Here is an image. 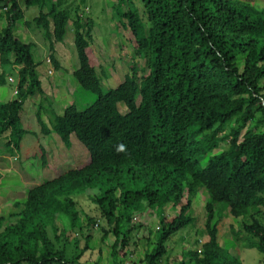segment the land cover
Wrapping results in <instances>:
<instances>
[{
  "label": "trees",
  "instance_id": "1",
  "mask_svg": "<svg viewBox=\"0 0 264 264\" xmlns=\"http://www.w3.org/2000/svg\"><path fill=\"white\" fill-rule=\"evenodd\" d=\"M87 1L0 0L7 23L0 30V85L14 83L17 97L0 102L5 150L27 160L19 153L34 132L23 127L25 104L41 97L39 152L29 160L46 166L41 139L54 133L67 149L75 135L90 154L87 166L29 189L24 202L14 203L17 211L0 218V264H83L101 221V243L113 238V264H126L140 246L135 216L157 211L158 229L146 228L141 264H170L168 244L193 223L192 203L201 190L209 197L206 241L184 251L179 264H243L220 247L217 226L224 215L241 220L245 247L264 256V8L253 0H140L145 22L138 8L129 10L132 0H116L134 63L122 84L104 90L106 74L99 76L89 56L94 22L84 16ZM23 8L38 15L25 21ZM19 21L35 25L51 52L73 29L79 66L71 72L97 102L85 111L69 105L63 115L45 107L49 97L38 72L44 61L36 62L33 43L16 37ZM47 63L54 64L49 74L61 68L53 54ZM42 112L51 116L49 126ZM169 205L177 215H165Z\"/></svg>",
  "mask_w": 264,
  "mask_h": 264
},
{
  "label": "rangeland",
  "instance_id": "2",
  "mask_svg": "<svg viewBox=\"0 0 264 264\" xmlns=\"http://www.w3.org/2000/svg\"><path fill=\"white\" fill-rule=\"evenodd\" d=\"M252 3L258 9L264 8V0H253ZM115 4L116 0H88L86 8L83 10L85 18L91 19L94 22L92 32L93 44L90 47L89 56L91 57L92 64L97 67L99 76L101 77L100 74L103 70L106 74L102 75V86L104 90L115 89L122 84L126 74L129 72L130 64L132 61L134 63L133 49L129 42L130 36L129 33L122 28L120 20L115 15ZM134 8H138L141 17L146 22V16L140 0H132V3L129 5V10ZM23 9L27 13L25 21L32 20V13L36 10ZM0 13H2L1 9ZM36 13L38 12L36 11ZM37 15L38 14H36V16ZM6 26L7 23L5 19L0 17V30ZM29 28L27 29V27H25L24 21H19L15 29V35L23 43L34 44L33 55L36 62L44 61L42 62L43 64H41L40 72L43 71V74L46 73L48 64H46V62L51 58L52 54L57 60L61 61L69 72V74L65 72V78H61L62 80L60 82L59 74L53 69L54 76H51L53 80L52 88L46 83V89H44L45 94L49 97L45 107L49 108L50 106L56 113L63 115V109L66 106L75 105L79 111H85L97 102L98 96L84 90L70 72L77 69L79 66L78 55L74 44L73 29H70L65 41L56 44L55 50L51 52L49 43L43 39L41 32L35 28V25L31 24ZM137 62L140 67H144V61L137 59ZM48 65H51V68H48L49 72L52 70L54 64L49 63ZM2 71L3 69L0 68V73ZM10 74L14 76L13 73L10 72ZM12 78L15 79V76ZM14 87L15 84L10 82H7L4 86L0 85V102H9L17 98L13 95ZM41 101L42 98L37 97L34 98V100H29L27 104H25L26 114L22 118L23 127L33 131L34 134L26 138L22 146V153H19L20 155L29 152L34 156L33 154L39 152L36 135L41 136L42 133L36 118V109ZM120 110L122 113L126 112V108L123 105H120ZM45 113L42 112L41 119L49 126V118L51 116L48 115L47 112ZM245 132L246 130L243 131V135ZM256 132H261V130L257 129ZM5 139L0 141V173L2 176L0 180V218L6 217L9 219V217L17 211L14 209V203L24 202L29 189L34 188L36 185H41L45 180H52L69 171L81 169L90 162V154L75 135H72L73 146L71 149H67L59 136L55 133L48 136L46 139H41V145L47 149L46 166L43 165L40 159H28L27 162H22L24 160H20L18 154L11 156L3 147L7 142V139ZM222 146L225 148L227 144L223 143ZM80 197L81 196L76 197V199ZM79 200L82 201V209L86 210L87 213H91L86 197L83 196ZM208 200V194L204 190H201L198 196L193 200V223L188 228L173 236L168 244L170 264H179L184 251L200 248L201 245L197 244L198 241L201 240V243L206 241L205 222L206 203ZM176 212L177 211L171 208V205L165 208L166 216L171 217L172 215H177ZM147 213L148 212H141V214L136 215L134 218L135 223L141 225L140 234L137 235V239H141L139 241L140 246L135 255L131 256L129 254V259L127 258L128 256L125 258L126 264H141V260L144 257L143 244L145 245L146 237H149L146 228H151L153 232L158 229V218L156 214L161 216L162 212L157 211L156 214L153 213L151 215H147ZM82 219L83 223L86 224V219L83 215ZM216 219H218V216ZM101 222L103 223V221ZM101 222L100 225H98L99 228L94 227V232H92L94 238L89 244L90 247L88 252H86L81 259L83 264H113L110 247L113 244V238L111 237L106 240L107 242L105 244L101 243ZM4 224H6V222ZM58 226L60 228L64 227L62 224H58ZM231 226L234 227L235 231H231ZM217 228L219 230V244L226 256L232 259L239 258L243 264H264V256L262 254L256 249L245 247L246 242L242 241V237L246 234L241 231L238 235V231L241 229V220L232 218L230 215H224V217L218 219ZM67 236L71 242L74 241L76 235L70 231ZM84 246L85 241L82 239L81 247L83 248ZM70 251L72 252V248H70Z\"/></svg>",
  "mask_w": 264,
  "mask_h": 264
},
{
  "label": "crops",
  "instance_id": "3",
  "mask_svg": "<svg viewBox=\"0 0 264 264\" xmlns=\"http://www.w3.org/2000/svg\"><path fill=\"white\" fill-rule=\"evenodd\" d=\"M32 9H34L35 10V8H32ZM38 12V11H37ZM29 13H32V12H29ZM36 14H38V13H36V11L35 12H33L32 13V15H34L33 17H36ZM26 15H27V13L25 12V18H26ZM27 25H25V27H26ZM28 29V28H27ZM44 39V38H43ZM47 57V56H46ZM57 60V59H56ZM58 62H59V64H60V70H58L56 73H58L59 74V81L61 82V78H65L64 77V74H65V72H67L68 74H69V72H68V70L65 68V66L61 63V61H59V60H57ZM46 64H47V62H46ZM0 67H1V63H0ZM40 67L41 66H39L38 67V72H40ZM48 68H51V65L49 66L48 64H47V69H46V73L45 74H43V71L42 72H40V80H41V82H42V87H43V89H46L45 87H46V83L48 84V86H50V88H52L51 86H52V83H53V80H52V78H51V76H54V73H52V74H49V73H47L48 72ZM71 72V71H70ZM72 73V72H71ZM49 88V89H50ZM13 95H14V93H13ZM53 96V95H52ZM67 107V106H66ZM65 107V108H66ZM65 108L63 109V113H64V111H65ZM57 115H59L58 113H56ZM52 135V134H51ZM5 138V137H4ZM6 140V139H5ZM5 145V144H4ZM4 145H3V147H4ZM5 148V147H4ZM45 148V147H44ZM45 150H46V152H47V149L45 148ZM3 153H4V151H3ZM15 156V155H14ZM24 158H27V160L25 161V162H27L28 161V159H30L31 157H32V154H30L29 152H26V154L23 156ZM16 158V157H15Z\"/></svg>",
  "mask_w": 264,
  "mask_h": 264
},
{
  "label": "clouds",
  "instance_id": "4",
  "mask_svg": "<svg viewBox=\"0 0 264 264\" xmlns=\"http://www.w3.org/2000/svg\"><path fill=\"white\" fill-rule=\"evenodd\" d=\"M125 150V146L124 145H119L118 147H117V151H124Z\"/></svg>",
  "mask_w": 264,
  "mask_h": 264
},
{
  "label": "built area",
  "instance_id": "5",
  "mask_svg": "<svg viewBox=\"0 0 264 264\" xmlns=\"http://www.w3.org/2000/svg\"><path fill=\"white\" fill-rule=\"evenodd\" d=\"M11 81H13L12 79H10Z\"/></svg>",
  "mask_w": 264,
  "mask_h": 264
},
{
  "label": "bare ground",
  "instance_id": "6",
  "mask_svg": "<svg viewBox=\"0 0 264 264\" xmlns=\"http://www.w3.org/2000/svg\"><path fill=\"white\" fill-rule=\"evenodd\" d=\"M20 157V156H19Z\"/></svg>",
  "mask_w": 264,
  "mask_h": 264
}]
</instances>
